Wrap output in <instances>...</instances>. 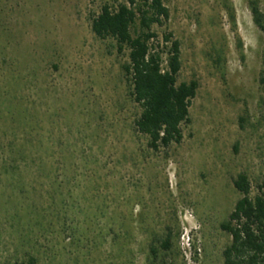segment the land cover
<instances>
[{
  "label": "rangeland",
  "instance_id": "374dc122",
  "mask_svg": "<svg viewBox=\"0 0 264 264\" xmlns=\"http://www.w3.org/2000/svg\"><path fill=\"white\" fill-rule=\"evenodd\" d=\"M120 1L0 0V264H223L232 179L244 173L250 197L264 182L249 0H162L150 30L179 42L177 81L197 88L181 141L157 152L133 131L125 51L89 30Z\"/></svg>",
  "mask_w": 264,
  "mask_h": 264
},
{
  "label": "trees",
  "instance_id": "16d2710c",
  "mask_svg": "<svg viewBox=\"0 0 264 264\" xmlns=\"http://www.w3.org/2000/svg\"><path fill=\"white\" fill-rule=\"evenodd\" d=\"M253 24L262 34L264 14L255 0H249ZM168 18L162 0H121L115 6L103 3L89 18V30L100 40L108 39L117 53L125 51L120 65L126 97L139 112L133 119V131L145 138L146 148L157 152L182 139L181 126L189 122L188 107L195 96V79L177 81L180 69L179 42L170 32L160 37L150 30ZM261 102L264 104V78L259 76ZM239 198L219 227L230 241L222 252L223 264H264V182L249 196L250 184L244 173L232 179ZM169 229L159 239L158 248H169ZM155 257L157 248L149 246ZM29 257L25 264H33Z\"/></svg>",
  "mask_w": 264,
  "mask_h": 264
}]
</instances>
